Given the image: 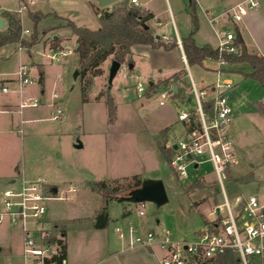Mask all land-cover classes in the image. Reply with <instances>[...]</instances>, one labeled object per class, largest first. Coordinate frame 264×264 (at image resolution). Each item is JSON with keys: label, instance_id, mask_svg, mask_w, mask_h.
<instances>
[{"label": "rangeland", "instance_id": "1", "mask_svg": "<svg viewBox=\"0 0 264 264\" xmlns=\"http://www.w3.org/2000/svg\"><path fill=\"white\" fill-rule=\"evenodd\" d=\"M179 2L182 6H190L189 0ZM5 3L18 12L20 0H5ZM97 8L106 6L97 0H35L17 14L21 18L22 37L30 39L32 33L37 32L36 43L29 49L21 47L18 41L7 42L0 47V83L2 81L9 89L4 92L0 88V212L5 209L2 201L4 189L14 186L10 182L11 177L19 178L24 172L32 177L40 175L59 189L56 195L61 198L46 201L47 219L71 221L80 218L77 220L79 224L89 228L107 205L112 221L106 233L109 230L113 233L114 226L128 217L138 225L141 234L148 229L169 230L175 239L197 240L205 220L214 219V211L225 201L222 187L210 161L192 169L188 177L178 179L170 163L160 154L156 137L161 130L169 128L168 145L184 133L178 114L195 106L193 99L188 101L189 97L193 98L191 85H188L191 84V76L198 88L212 84L215 75L207 66L214 63L206 60L203 65H189L177 46L166 48L136 44L131 47L130 54L134 66L129 68V64L124 62L122 67H126V71L119 69L111 83L109 68L112 57L102 64L101 75L85 77V81L91 83L84 100L80 72L74 77L75 71H79L76 37L65 23L69 19L78 26L98 29ZM36 11L43 14L37 23L31 18V13ZM56 15L65 19L56 18ZM176 23L182 36L190 21L176 16ZM173 27L172 21L166 27L156 24L155 36L169 30L175 35ZM227 27L230 29L232 26L228 24ZM262 31L264 33V26ZM210 35V41L217 46L214 32ZM54 38L59 39L60 47L57 49L52 47ZM64 51L66 54L62 55ZM54 53L58 59L50 58L49 55ZM24 64L28 66L32 79L25 85L18 79L19 67ZM238 66L231 68L236 70ZM39 68L44 74L42 84L38 82ZM176 71L186 73V83L181 91L185 101L175 96L165 99L164 105H160L161 91L165 86L162 81ZM232 77L239 83L245 80L252 82L242 79L239 74ZM150 82H155L156 87L149 94L137 92L138 83L147 89ZM240 92L245 95L244 105L236 112L231 103L232 124L229 128V133L241 140L239 150L235 145L240 162L224 179L227 199L237 211L251 195L257 194L260 202L264 203V117L259 119L256 116L250 102L251 92ZM54 93L57 98H54ZM260 94L258 92L257 95ZM28 97L39 100L40 104L26 106L20 112V102ZM110 97L115 106L113 121L109 119L106 105ZM56 106L63 111L58 119L53 118ZM77 144L81 146L77 147ZM249 174H253V179L244 182ZM134 176L142 180L161 179L168 201L160 206L151 201H119V196L127 195L131 190L126 188ZM241 176L244 177L242 182L235 180ZM197 178L204 186L192 187ZM89 181L112 182L111 186L120 192L105 202L100 193L89 187ZM72 186L76 188L75 192L70 191ZM139 210H143L144 215H140ZM73 229L69 230L70 236L75 234ZM23 239L22 225L11 223L6 214L0 215V264L23 263Z\"/></svg>", "mask_w": 264, "mask_h": 264}, {"label": "built area", "instance_id": "2", "mask_svg": "<svg viewBox=\"0 0 264 264\" xmlns=\"http://www.w3.org/2000/svg\"><path fill=\"white\" fill-rule=\"evenodd\" d=\"M35 0H21V13L28 8V3ZM264 0H242L219 15H213L209 21L217 38L216 49L220 57L212 60L216 63L214 69L215 81L212 84L198 88L191 76V88L195 102L194 108L181 110L178 119L184 125V133L178 140L168 143L171 148L170 166L178 179L188 177L192 169L210 161L216 173L219 185L222 187L225 201L215 212V218L204 223L197 234V240L175 239L169 230L159 232L153 229L141 234L136 226H116V233L126 240L130 247L158 248L162 251L161 264H195L200 259H214L218 256L230 254L235 261L232 264H264V203L257 194L251 195L240 211L234 209L224 190V179L231 168L240 162L235 142L229 133L232 124L231 94L234 82L224 76L229 64L223 54H238L240 48L236 42L234 26L243 20L251 10H256ZM138 5V0H131ZM231 24L229 29L227 26ZM167 40L166 36L161 38ZM182 45L180 39H177ZM66 52H62L65 55ZM51 59H58L57 53L49 55ZM122 72L126 67L120 68ZM18 79L22 84L32 82L27 65H21ZM172 84H165L161 91L160 105L165 99L174 98L176 91ZM2 91L9 89L3 86ZM138 93L146 92V88L138 83ZM209 92V94H208ZM57 98L56 93L53 94ZM177 99V98H175ZM185 98L181 99L183 101ZM181 100L177 99L178 102ZM39 100L28 97L19 104V110L26 106H38ZM55 105V103H53ZM1 111V109H0ZM62 109L56 106L58 119ZM197 164V166H195ZM14 186L3 191L4 212L13 224H21L24 231L23 264H67L63 253L61 240L63 235L53 229V223L46 218V201L61 198L54 193L47 181L41 176L28 178L24 174L12 182ZM71 192L76 188L71 187ZM143 205V204H142ZM144 215L143 210H139ZM216 218L219 221H216Z\"/></svg>", "mask_w": 264, "mask_h": 264}, {"label": "trees", "instance_id": "3", "mask_svg": "<svg viewBox=\"0 0 264 264\" xmlns=\"http://www.w3.org/2000/svg\"><path fill=\"white\" fill-rule=\"evenodd\" d=\"M96 13L100 21V27L98 29L78 26L69 19H67L65 23V25L71 28L73 35L76 37V43L78 44L75 47V51L78 53V68L82 79V95L84 100L86 99V91L91 83L89 80L85 81V77L90 76L92 78L93 76L101 75L103 73L101 66L109 57H112V60L121 62V64L127 62L130 65L133 62L130 56L131 47L133 45L147 44L153 47L162 45L166 48L178 46L176 38L170 43L162 42L159 38H156L153 28L148 23V21L153 18V14L139 5L134 4L131 0H118L113 3L111 9L108 7L103 9L97 8ZM5 16L7 17L8 23L6 29L2 31L0 30V47L7 42L18 41L21 47L29 49L34 43H36L37 32L32 33L30 39L22 37L23 29L21 18L17 13L6 12ZM42 16L43 14L39 11L31 13V18L36 23ZM55 17L65 19L58 15ZM191 21V32L188 36L181 39L187 63L189 65H203V62L207 59H218L220 55L216 48H213L209 44L199 46L195 42L194 33L198 27V19L194 6H191ZM53 41V49L59 48V39L54 38ZM236 42L240 48V52L238 54H223L226 61L229 64H248L250 71L246 72L245 75L259 81L264 87V56L260 53H249L245 47L243 39L238 33H236ZM39 72L38 82L42 84L44 81V74L41 68H39ZM185 76V72L179 71L172 74L169 78L164 79L162 82L164 84L178 86L179 88L176 91L175 96L185 98L181 92L184 83H186L184 80ZM155 87V83L152 82V84H149L146 89V94H149V91L155 89ZM106 105L108 107L109 119L110 121H113L115 117V106L111 97L106 101ZM169 131V128H165L161 130L156 137V144L159 152L168 162L170 161L172 154L171 148L165 146ZM160 136L163 137L160 138ZM243 178L244 177L241 176L237 177L235 180L242 182ZM252 179L253 174H249L244 182L248 183ZM113 182L115 183L117 180H114ZM111 183L112 182L108 181H89L88 185L93 191L100 193L105 202H108V197H112V195L120 192V189L111 186ZM141 183L142 179L139 176H134L133 180L129 181V184L127 185L128 188L126 189L132 190L139 187ZM202 186H204V183L201 182L199 178L195 179L192 184V187ZM95 219L96 221L92 225L93 228L101 229L108 226L111 217L107 205L96 215ZM73 224L75 225V222H73ZM67 227L68 225L62 223L53 224V229L55 231L60 229L59 232L64 236ZM64 236L63 240H61L63 253H65L66 247ZM234 261L235 259L232 255L226 254L214 259H200L195 264H232Z\"/></svg>", "mask_w": 264, "mask_h": 264}, {"label": "crops", "instance_id": "4", "mask_svg": "<svg viewBox=\"0 0 264 264\" xmlns=\"http://www.w3.org/2000/svg\"><path fill=\"white\" fill-rule=\"evenodd\" d=\"M240 1L242 0H189L190 6H182L179 0H172V3L171 0H166V1L138 0L139 3L138 5L150 11L153 14V18L149 20L148 23L153 28L154 34L157 33L155 29L156 24L158 26L166 27L167 24H169L172 21L174 26L173 30H175V35H172V33H170V30L168 32L165 31V33H161V35H156V38H159L162 42L165 43H169L171 39L174 40V38L180 39L181 41L183 37L189 35V33L192 30L191 6H194V10L196 12L198 19V27L194 33L195 42L199 46L209 44L213 48H216V45H213L209 39V37L211 36L210 34L214 32V29L209 21L210 17L213 15L221 14L222 12H224L225 10H227L228 8L232 7L233 5H235ZM7 4L8 3H5V0H0V18H2L5 21L6 27L8 20L7 17L5 16V13L6 12L17 13L15 12V10L10 9ZM112 5L113 3L106 7L111 9ZM176 16L185 17V20L187 18V20L189 19L190 21V24L183 29L184 34H182V36H180L178 30V26L176 23ZM263 26H264V1L261 3L258 9L246 14L243 20L238 22L234 26L236 33H238L243 39L245 47L249 53H260L264 56V35H263L264 33H262ZM163 36H166L167 40L164 39L162 40L161 38ZM177 47L184 61L187 63L182 45H179L178 43ZM207 60L211 61L210 59ZM211 62H213L214 65H209L207 66V68L209 70H212V72L214 73L216 63L214 61ZM238 64H239V66L237 67L238 69L235 70L234 68H231L233 65H238ZM228 65L230 68L227 66L225 69L226 73L228 74L227 77H229L234 82L235 85L231 94V103L235 107V111L239 112L240 107H243L244 105L245 95H243L240 92V90L244 91L245 94L251 92L252 101L250 100V102L255 108L254 111H256V116L259 119H261L262 117H264V87L259 83V81L253 79L252 77H247L245 75L246 72L250 71V67L248 64L236 63V64H228ZM235 74H239L243 77L242 79L251 80L252 82L247 83L245 80V82L241 81L239 83V81H237L234 77H232ZM3 86L5 85L1 81L0 88H2ZM258 92H261V94L257 95ZM246 114L248 116H252L251 113L246 112ZM231 136L234 138L235 145L239 150L241 145L240 138L239 137L237 138L236 135L233 136L232 134ZM23 174L28 178H35L32 177L31 175L28 174L26 175V173L24 172L22 173V175ZM14 180L15 177H11L10 182L12 183L14 182ZM48 185L52 186V191L53 188H57V192H58L59 189L56 185H51V184ZM126 213H124L123 216H125ZM49 220L53 224L62 223L68 225L66 229V234L65 236L63 235L66 246L65 255L67 258V264H161V257L163 256V253L158 248L147 249L140 246L130 247L128 242L122 239L116 233L115 231L116 226L123 227L126 226L127 224H133L132 221L128 219V217H125L122 223L116 224L114 226L113 233H111L110 230L108 231V233L105 232V230L109 228L112 219L110 220L106 228H101V229L93 228L92 226L86 228L83 224H79V222L77 221L80 220V218L70 219L72 223L77 222L75 223L74 226L71 225L72 224L71 221L53 220V219H49ZM134 226H136V229L138 230V225H134ZM73 227H74L73 231H75V234L70 236L69 230L70 228ZM22 260H23V255H22Z\"/></svg>", "mask_w": 264, "mask_h": 264}, {"label": "water", "instance_id": "5", "mask_svg": "<svg viewBox=\"0 0 264 264\" xmlns=\"http://www.w3.org/2000/svg\"><path fill=\"white\" fill-rule=\"evenodd\" d=\"M98 3L102 6H108L118 0H97ZM5 21L0 18V29L4 28ZM78 44H76L77 46ZM121 66V62L117 60H112L109 68V82L111 83L114 76ZM133 64L129 65V68H132ZM79 71L76 70L74 73V77L76 78ZM149 84H152L150 82ZM177 86H175L174 90H177ZM190 101V98L188 99ZM81 144H77V147H80ZM197 166V164H195ZM53 192L57 193V188H53ZM119 201H129L134 203H141L145 201H151L155 203L157 206H160L168 201V194L165 188V185L161 179H153L148 178L142 180V183L139 187H136L129 191L127 195H122L117 198ZM219 211V208H217Z\"/></svg>", "mask_w": 264, "mask_h": 264}]
</instances>
